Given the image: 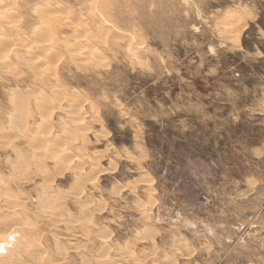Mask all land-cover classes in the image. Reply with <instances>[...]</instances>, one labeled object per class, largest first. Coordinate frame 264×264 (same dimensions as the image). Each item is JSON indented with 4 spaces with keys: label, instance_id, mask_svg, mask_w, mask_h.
I'll use <instances>...</instances> for the list:
<instances>
[{
    "label": "rangeland",
    "instance_id": "rangeland-1",
    "mask_svg": "<svg viewBox=\"0 0 264 264\" xmlns=\"http://www.w3.org/2000/svg\"><path fill=\"white\" fill-rule=\"evenodd\" d=\"M0 245L264 264V0H0Z\"/></svg>",
    "mask_w": 264,
    "mask_h": 264
},
{
    "label": "bare ground",
    "instance_id": "bare-ground-1",
    "mask_svg": "<svg viewBox=\"0 0 264 264\" xmlns=\"http://www.w3.org/2000/svg\"><path fill=\"white\" fill-rule=\"evenodd\" d=\"M44 48H45V47H44ZM12 232H13V231H12ZM12 236H14V235L12 234ZM10 237H11V236H10ZM2 245H3V244H2ZM2 247H3V246H2ZM2 247H1V245H0V251H1V248H2ZM3 248H4V247H3ZM17 248H18V247H17ZM5 249H7V248H5ZM11 249H12V248H11ZM13 250H14V249H13ZM13 250H12V251H13ZM15 250H18V249H15ZM15 250H14V251H15ZM18 251H19V250H18ZM7 252H8V251H7ZM6 254H7V253H6ZM9 254H10V252H9ZM7 255H8V254H7Z\"/></svg>",
    "mask_w": 264,
    "mask_h": 264
}]
</instances>
